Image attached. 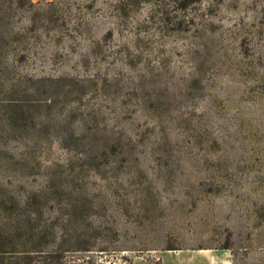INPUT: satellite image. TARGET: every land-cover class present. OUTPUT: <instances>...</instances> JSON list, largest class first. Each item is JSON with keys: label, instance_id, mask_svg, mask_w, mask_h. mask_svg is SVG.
Masks as SVG:
<instances>
[{"label": "rangeland", "instance_id": "obj_1", "mask_svg": "<svg viewBox=\"0 0 264 264\" xmlns=\"http://www.w3.org/2000/svg\"><path fill=\"white\" fill-rule=\"evenodd\" d=\"M0 0V264H264V0Z\"/></svg>", "mask_w": 264, "mask_h": 264}, {"label": "trees", "instance_id": "obj_2", "mask_svg": "<svg viewBox=\"0 0 264 264\" xmlns=\"http://www.w3.org/2000/svg\"><path fill=\"white\" fill-rule=\"evenodd\" d=\"M180 1L179 5L181 7V9H186L189 7V5H191L195 0H178Z\"/></svg>", "mask_w": 264, "mask_h": 264}]
</instances>
